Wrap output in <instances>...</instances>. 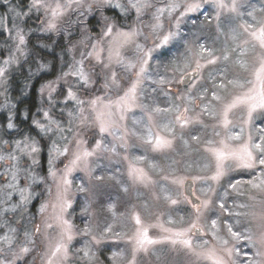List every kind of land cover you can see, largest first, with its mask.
Here are the masks:
<instances>
[{
	"label": "rangeland",
	"instance_id": "1",
	"mask_svg": "<svg viewBox=\"0 0 264 264\" xmlns=\"http://www.w3.org/2000/svg\"><path fill=\"white\" fill-rule=\"evenodd\" d=\"M153 3H162L163 0H152ZM30 3V2H29ZM245 5L242 8L243 12L251 11L249 5L257 9L255 15L259 20L264 17V12L260 9L264 8V0H243ZM13 5L26 6L22 0H0V16L4 17L5 24L0 27V33L4 34L5 42L0 43V67L3 66L2 61L7 59L10 54L14 52L15 41L10 39L7 33V28L11 26L12 21L16 20L12 17L9 9ZM33 11L30 16H37L38 12ZM215 15L214 8L206 4L199 12L190 13L185 17L180 25L181 36L178 40L172 41L168 46L158 49L153 52V58L149 62V75L150 79H146L141 85L139 92L138 103L143 106L136 108L127 114L126 126L127 137L124 141L114 139L111 136L103 137L104 143L108 147L115 146L116 152H102L90 158L89 168L91 175L87 170L78 169L74 171L69 177L72 180V188L69 194V199L72 201V207L68 209L66 218L69 219L75 226L76 235L72 244L70 245V259L66 264H88L84 259H81V253L77 249L84 248L88 243L89 237L79 234L80 230L85 225H90L94 228V234L99 236L107 225L112 226V232L105 234L104 239L99 245H94V250L97 252L98 260L95 264H118L114 262L111 257L114 252H121L124 254V264L131 255L132 243L130 237L134 235L138 227L132 218L134 213L140 215L141 221L145 227H148V234L150 237L156 239L160 238L166 233L163 232L159 225L163 228L173 230H180L188 226L191 220L195 217V212L191 204L185 201L186 196L183 190V185H176L172 180L177 177H185V181L194 176H210L214 171V162L211 154L206 150L209 146V141H216L219 139L215 132L222 130L215 125L217 121L206 113H202V108L211 100L210 92L213 89V83L219 84L223 81L225 84L233 79H252V69L255 62V54L249 49V55L243 57L248 62V71H244L236 65V53H232L229 61L223 59L217 61L215 65H209L202 69L188 84L182 85L180 81L185 74L192 72L196 67V60L199 59L201 63H205L207 54L203 57L199 56V45L204 44L206 47L212 49L217 56L223 55L225 49L231 51L235 44L227 40V34L234 24H229L228 21L221 17L222 31H217V22L212 19ZM109 17L116 25L117 28L130 30L131 28L139 27L141 22L137 21L134 13L124 15L118 9L109 8L107 6L101 9H93L83 17L79 16V12H70L63 20L60 21L61 31L59 32H43L41 27L38 31L44 36H53V44L58 45L57 49V65L58 71L56 79L49 78L50 61L42 60L43 64L47 67L44 69L32 71V74H38L46 79L42 85L49 81H56L62 72H68L69 66L74 61L81 59V53L90 50L89 45L96 42L101 30L104 27L103 17ZM29 17V16H28ZM69 18L72 23H68ZM27 17L23 21L16 20L17 23L28 33L25 29ZM45 20L43 14V21ZM243 20H251L245 15ZM79 21V22H76ZM237 21L236 23H238ZM151 18L148 15L143 17V27L141 31L144 36H149L146 41L143 36L136 38L135 42L126 45L122 49V55L127 59H136L135 44L139 43L146 48L153 47L156 38L150 35V28L147 26L151 24ZM91 38V39H89ZM1 39V37H0ZM27 39V36H26ZM83 41V43H81ZM107 46V38H105V47ZM51 48V46L49 47ZM25 51L29 53V48ZM260 50L257 48L256 53ZM28 56V55H27ZM24 57H20L18 64H13L8 67L6 77L0 82V152H6L12 147V143L16 140H21L25 136L34 138L39 142L40 152L35 157L38 161L36 165H31L32 171L37 176L44 177L43 183L32 185V191L35 194L31 201L21 208L17 209L15 213L8 212L0 214V224L8 221L11 227L17 228V241L14 248L18 250V246L23 241V232L25 230L31 231L35 226H40L42 233L43 222L52 215V209L49 208L45 212H40L41 204L50 202L54 199L55 185L52 178L48 176L49 160L51 141L59 140V133L51 134L50 136H41L39 129L33 124V120L43 121L40 110L50 111L55 118L61 119L65 122L64 126L67 127L68 112L75 113L77 105L75 102L65 103L64 95L60 93L63 91V82L57 85V92L53 93V100L55 106L49 104L47 99V91L41 94L38 90L39 101L32 113L28 114L25 108H22L17 117L18 104L13 90L16 89V84H13V75L17 74L21 62L26 61ZM41 63H39L40 65ZM86 68L95 65L93 60L91 63L85 62ZM187 65V66H186ZM97 71L100 66L96 65ZM113 70L117 72L118 79L122 75V70L119 65H113ZM223 70V71H222ZM210 73L215 75V80L210 78ZM161 77L166 81H171L170 84H160ZM48 78V79H47ZM97 83L91 89H79V86L73 90L78 91L80 99L88 101L95 96H105V90L102 88L104 83L99 77H93ZM18 83V82H17ZM19 84H22V79L19 78ZM76 78L69 77L68 85H75ZM195 84V87L192 85ZM41 85V86H42ZM127 84L122 80L121 88L126 89ZM204 88H207L209 95L205 99H200ZM155 89V91H153ZM240 91L234 89L231 85L220 94L230 97L232 94ZM66 94V93H65ZM122 90L112 89L107 93V99L115 100L118 95H122ZM189 97H196L195 103H191ZM107 102V100L105 101ZM215 111L219 112L221 105L212 101ZM171 108L172 111L166 113H153V120L148 121V113L153 108ZM177 107L181 110L184 107L189 108L187 117L196 119L198 118L202 123H192L188 126L181 128L179 123L175 121ZM85 114L87 115L89 106L87 103L84 105ZM61 111L63 115L61 116ZM16 125L13 129L7 128L9 118ZM244 117L242 111H236L230 118L235 124L244 127L245 135L249 131L253 137L257 136V129L264 128V116L259 113L254 114L252 124L243 125L241 123ZM27 121L28 124H23L21 119ZM134 120H139L140 123H134ZM21 122V123H20ZM78 126L79 137L86 141L84 147L91 150L94 146L95 140L102 137L96 133L94 128L80 127L78 122H74ZM168 124L173 132H166L164 125ZM151 128L153 133L166 135L169 139L173 140L172 147L156 151L152 145L140 139V135H145L148 128ZM238 131L239 128L233 129ZM137 133L138 135H134ZM65 135H68L65 132ZM119 135V134H118ZM197 136L199 140H193L192 137ZM71 139V136H69ZM8 141L7 145L2 142ZM126 144V147L124 146ZM70 150L73 145H69ZM143 159H138V158ZM71 157H59L53 161L52 167L59 173L63 170L64 165L68 163ZM31 158H25L23 163H28ZM207 165V167H206ZM132 167L142 168L147 175L151 178L150 182L141 183L133 180L130 175ZM227 175L217 184L212 181H195V194L200 200L210 198L212 203L209 209L204 212V216L200 223L205 225L204 232L196 235L195 231L191 234L194 244L198 245L202 240H209L215 244L219 249L223 247H234L239 249V252L233 254V259L236 264H253V262L260 261L262 258L256 256L257 251H264L259 246H253L252 243L245 239L234 240L227 233L226 225L231 224L234 231L241 232L245 235V229L251 227L253 240L258 237V233L254 225L248 223V218L244 216L237 217L234 213H242L249 211L259 212L262 204H264V192L250 189L244 185L240 192H234L228 188L229 183L237 180L245 181L256 175L258 170L238 169L229 163ZM6 164L0 162V197L3 196V189L7 180V172L5 171ZM104 177L103 181H97L95 177ZM164 177H168L167 180ZM26 181L22 178L20 186L23 187ZM83 184L87 191L81 192L78 186ZM52 188V194L47 191ZM214 189L213 192H202V189ZM227 190V196L224 195ZM242 193V194H241ZM170 198V199H169ZM175 199L179 202L175 205L171 204L170 200ZM220 199H223L226 210H221L218 207ZM12 203H19L18 194L13 193L12 200L9 204L0 205V209L10 207ZM109 205L114 206L109 210ZM239 205H249L248 208H241ZM233 213V215H230ZM212 219H217L219 229L217 238L211 236L208 224ZM239 220V223H237ZM7 232V227L0 229V236ZM57 230H49V237L53 238L55 242ZM36 245L33 251L24 257L23 261L19 264H44L45 241L43 235L35 237ZM222 240H228L227 245L221 243ZM3 246V245H0ZM31 247V246H30ZM159 257V259H157ZM137 264H210L197 259L196 256L187 253L185 250L176 246L173 248L169 244H158L152 246L148 254H139Z\"/></svg>",
	"mask_w": 264,
	"mask_h": 264
},
{
	"label": "snow or ice",
	"instance_id": "2",
	"mask_svg": "<svg viewBox=\"0 0 264 264\" xmlns=\"http://www.w3.org/2000/svg\"><path fill=\"white\" fill-rule=\"evenodd\" d=\"M7 2V0H6ZM206 4L211 5L215 10V15L212 17L217 22V31L221 32V17H224L229 24H234L230 28L226 37L227 40L232 41L235 47L228 51L225 49L222 57L214 54V51L204 44L199 45V56L203 57L207 54L205 63H201L199 59L196 60V67L193 70L197 74L209 65H215L217 61L223 59L229 61L232 53H236L235 63L244 71H248V62L243 59L249 55V49L255 54V62L251 72L252 79H233L229 80L227 84L221 81L219 84L213 83L214 90L210 92L211 100L202 108V113H206L217 121V125L222 132H215L219 137L216 141H209L207 151L211 154L214 162V171L210 176H194L191 178L195 181H212L219 183L228 173V165L231 163L238 169L258 170L256 175L250 179L241 181L237 180L229 183L228 188L234 192H240V189L247 185L250 189L264 192V128L257 129L258 135L253 137L251 131L245 135L244 127L235 124L230 118L236 111H242L244 117L241 121L243 125H251L254 114L259 113L264 116V17L257 19L255 13L257 9L251 5V11L243 12L245 7L243 0H163L162 3H153L152 0H30L26 7L21 5H13L9 12L16 20L23 21L25 17L35 12H43L45 20L42 21L41 31L43 32H59L60 21L63 20L70 12H79V16L83 17L93 12V9H101L105 6L115 8L120 13L127 15L134 13L137 21L141 24L139 27L124 30L117 28L115 23L107 16L103 17L104 27L95 43L86 45L90 50L81 53V59L74 61L69 66L68 72H62L56 81H49L41 86L40 92L43 94L47 91V99L50 105L55 106L53 100V93L57 92V85L63 82V91L60 93L64 95L65 103L75 102L77 105L75 113L68 112L67 127L65 122L54 117L50 111H41L43 121L33 120V124L39 129L41 136H50L51 134L59 133V140L63 143L57 142L53 139L51 141L50 160L48 176L52 178L55 185L54 199L50 202H45L40 206V212L43 213L47 209H52V215L43 222L44 232L42 233L40 226H35L31 231L25 230L23 232V241L20 242L18 250L14 248L17 241V228L11 227L8 221L0 224V229L7 227V232L0 236V264H19L24 257L33 251L36 245L35 237L43 235L45 241L44 264H66L70 259L71 251L70 245L75 238L76 230L72 222L66 218L68 209L72 207V201L69 199V194L72 188V180L69 178L71 174L83 169L91 175L89 168L90 158L102 152H116L115 146L108 147L104 143L103 137L111 136L114 139L124 141L128 135L127 133V114L136 108L143 106L138 103L139 92L141 85L146 79H150L149 62L153 58V52L165 48L172 41L178 40L181 36L180 25L182 20L190 13L199 12ZM264 12V8L260 9ZM150 16L152 23L147 25L150 28V35L156 38L153 47L146 48L144 45L136 43V59H127L122 55V49L126 45L135 42L136 38L143 36L147 41L149 36H144L141 28L143 27V17ZM248 20H243L244 16ZM16 20L12 21L10 27L7 28V33L10 39L15 41L14 52L2 61L3 66L0 67V82L6 77L8 67L13 64H18L20 57L27 58L28 53L25 51L28 41L26 39L25 30L20 26ZM239 21L238 23H236ZM69 18L68 23H72ZM79 22V21H76ZM5 24L4 17L0 16V27ZM105 38H107V46L105 47ZM91 39V38H89ZM83 43V41L81 42ZM260 52L256 53V49ZM95 61V65L86 68L85 62L91 63ZM96 65L100 66L97 71ZM113 65H119L122 70V75L118 79L117 72L113 70ZM187 66V65H186ZM47 65L41 63L38 70L46 68ZM223 71V70H222ZM210 78L214 81L215 75L210 73ZM99 77L104 83L102 88L105 90V96H95L94 98L85 101L80 99L78 91L73 89L79 86V89H91L97 80L93 77ZM75 77L76 84L68 85V78ZM127 84L126 89L121 88V81ZM182 83L181 79L178 81ZM160 84H170L171 81L164 80L161 77ZM231 85L234 89H239L230 97H225L220 93ZM195 87V84L192 85ZM112 89L122 90L123 94L118 95L115 100L107 99L108 91ZM155 91V89H153ZM66 93V94H65ZM209 95L207 88L202 91L200 99H205ZM107 100V102H105ZM191 103H195L196 97H189ZM212 101L221 105L219 112L215 111ZM85 103L88 104L89 110L85 114ZM172 111L171 108L155 107L148 113L147 119L149 122L153 120V113H166ZM189 108L184 107L182 110L177 107L175 121L179 123L181 128H184L192 123H202L198 118L192 119L186 116ZM63 111H61V116ZM80 127L94 128L102 138L95 140L94 146L91 150L84 147L86 141L79 137V130L76 123ZM134 123H140L139 120H134ZM16 125L12 122L10 117L7 123L8 129H13ZM166 132H173V129L165 124ZM239 128L238 131L233 129ZM65 132L68 135H65ZM119 134V135H118ZM138 135L137 133H133ZM71 136V139H69ZM146 143L152 145L156 151H162L172 147L173 140L166 135L159 133L154 134L149 127L145 135H140ZM193 140H199V137H192ZM4 145L8 141L2 142ZM69 145H73L70 150ZM126 147V144L124 145ZM40 152L39 142L32 137L25 136L21 140H16L12 143V147L6 152H0V162L6 164L5 171L7 172V180L3 189V196L0 197V205L9 204L12 200L13 193L18 194L19 203H12L10 207L0 209V214L8 212L15 213L17 209L26 206L33 196L32 185L43 183L44 177L37 176L31 169V165H36L38 161L35 157ZM71 157L64 168L59 173L52 167L53 161L59 157ZM25 158H31L28 163H23ZM138 159H143L138 158ZM207 167V165H206ZM130 177L141 183L151 181V178L142 168L132 167L129 172ZM26 181L23 187L20 186L21 179ZM97 181H103L104 177H95ZM165 180L168 177H164ZM185 177H177L172 180L173 184L182 186L185 182ZM81 192L87 191L83 184L78 186ZM49 194H52V188H48ZM214 189H202V192H213ZM227 190L224 195L227 196ZM242 194V193H241ZM195 196V192H192ZM170 199V198H169ZM185 201L191 204L195 212V217L188 224L187 227L180 230H173L163 228L159 225L166 235L160 238H152L148 234V227H145L141 221L140 215L134 213L132 218L136 225V231L129 239L132 243L131 255L127 259L126 264H137L139 254H148L154 245L169 244L173 248L179 246L187 253L197 257V259L210 262V264H236L233 259V254L239 252V249L234 247H223L218 250L217 246L209 240H202L198 245L194 244L192 233L197 234L204 232L205 225L200 221L204 216V212L209 209L212 201L210 198L200 200L195 197L196 203H193L189 196L184 197ZM171 204L175 205L179 201L175 199L170 200ZM114 206L109 205L111 211ZM218 207L221 210L225 209L223 199H220ZM241 208H248L249 205H239ZM233 215V213H230ZM237 217L244 216L248 218V223L254 225L258 233L257 239L253 240L252 228H246L245 235L241 232L234 231L231 224L226 225L227 233L234 240L245 239L253 244L264 249V204L261 210L256 212L254 210L249 212L234 213ZM239 223V220H237ZM211 236L219 239L217 232L219 229L217 219H212L207 225ZM57 230L55 242L53 238L49 237V230ZM112 232V226L107 225L103 231L97 236L94 234V228L90 225H85L80 230L79 234L89 237L88 243L84 248L77 249L81 253V259H84L88 264H95L98 260L97 252L94 250V245H99L105 237V234ZM223 245L228 244V240H222ZM31 246V247H30ZM256 256L261 257L260 261L253 262V264H264V251H257ZM111 259L118 264H124V254L121 252H114ZM159 259V257H157Z\"/></svg>",
	"mask_w": 264,
	"mask_h": 264
},
{
	"label": "flooded vegetation",
	"instance_id": "3",
	"mask_svg": "<svg viewBox=\"0 0 264 264\" xmlns=\"http://www.w3.org/2000/svg\"><path fill=\"white\" fill-rule=\"evenodd\" d=\"M26 6L29 4L30 0H22ZM24 6V7H26ZM33 13V12H32ZM35 13V12H34ZM25 22L27 23L25 29L28 33H26L27 36V48H29V53L27 56V60L21 62L20 69L16 75L18 76L17 82H13V84H16L17 92L20 90V95L16 96L14 95L17 103H21V101H33L37 102L39 101V93L38 90L41 88L42 83L46 80L42 76L39 77L38 74H32L30 73L32 71H36L39 68V63H42V60L50 61V75L49 78L56 79L57 71H58V65L56 63L57 61V43L53 44L54 47L52 48V43L49 41L53 38V36H44L43 34H40V26L42 25L43 21V12H38L37 16H29L27 17ZM0 43L5 42L4 40L6 37L4 34L0 33ZM51 46V48H49ZM19 78L22 79V84H19ZM48 79V78H47ZM64 87V86H63ZM27 92V93H26ZM26 94L31 95L30 97H26ZM31 97H33V100H31Z\"/></svg>",
	"mask_w": 264,
	"mask_h": 264
},
{
	"label": "water",
	"instance_id": "4",
	"mask_svg": "<svg viewBox=\"0 0 264 264\" xmlns=\"http://www.w3.org/2000/svg\"><path fill=\"white\" fill-rule=\"evenodd\" d=\"M197 75L196 72L192 71L188 74H185L182 78L183 82L181 83L182 85H186L188 84L193 78H195ZM183 190L186 196H189V198L192 200L193 203H196L195 197H197V195L195 194V196H192V192H195V182H193L191 179H188L184 182L183 184ZM196 235H200L197 234L195 232Z\"/></svg>",
	"mask_w": 264,
	"mask_h": 264
},
{
	"label": "trees",
	"instance_id": "5",
	"mask_svg": "<svg viewBox=\"0 0 264 264\" xmlns=\"http://www.w3.org/2000/svg\"><path fill=\"white\" fill-rule=\"evenodd\" d=\"M18 79V76L16 77V75L14 74L13 75V80H14V82L16 83L17 80ZM14 91V93L16 94V96H18V95H20L19 93H20V90L17 92V89H15V90H13ZM27 93V92H26ZM31 95H28V94H26V97H30ZM25 99V98H24ZM23 99V100H24ZM21 101V103H17L18 104V111L19 112H17V117L19 118V113L22 111L21 109L22 108H25V110H27V113L28 114H31L32 113V110H33V108H35L36 107V105H37V102H33V101ZM31 100H33V97H31ZM18 101V100H17ZM21 119V118H20ZM21 122H23V124H28L27 123V121H24L23 119H21ZM20 122V123H21Z\"/></svg>",
	"mask_w": 264,
	"mask_h": 264
}]
</instances>
